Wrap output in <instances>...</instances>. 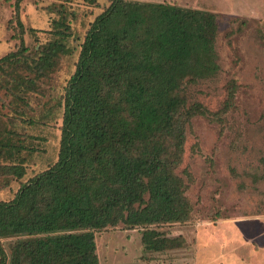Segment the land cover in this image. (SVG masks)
Segmentation results:
<instances>
[{
	"label": "trees",
	"instance_id": "16d2710c",
	"mask_svg": "<svg viewBox=\"0 0 264 264\" xmlns=\"http://www.w3.org/2000/svg\"><path fill=\"white\" fill-rule=\"evenodd\" d=\"M218 32L211 12L111 0L87 31L66 87L58 161L0 202V264H100L94 232L119 223L144 227L147 251L182 245L150 226L190 218L175 170L199 109L183 93L218 75ZM44 48L34 58L22 40L0 62L31 59L44 77L66 52L60 41ZM0 173L20 179L26 169L3 165ZM16 237L9 260L2 241Z\"/></svg>",
	"mask_w": 264,
	"mask_h": 264
},
{
	"label": "rangeland",
	"instance_id": "374dc122",
	"mask_svg": "<svg viewBox=\"0 0 264 264\" xmlns=\"http://www.w3.org/2000/svg\"><path fill=\"white\" fill-rule=\"evenodd\" d=\"M130 1L214 13L220 71L184 88L188 104L199 109L186 125L183 160L175 170L185 183L190 218L150 226L180 237L182 245L147 251L145 228L119 223L94 232L100 264H264V0ZM110 5L111 0H0V60L17 52L22 40L34 58L55 41L66 49L44 77L31 59L0 62V166L26 169L20 179L0 173V202L12 201L21 183L58 161L66 87L87 31ZM19 239L2 241L9 260Z\"/></svg>",
	"mask_w": 264,
	"mask_h": 264
}]
</instances>
